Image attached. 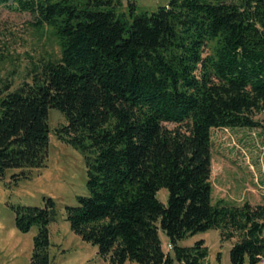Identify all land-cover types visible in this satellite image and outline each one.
I'll list each match as a JSON object with an SVG mask.
<instances>
[{"label":"trees","instance_id":"1","mask_svg":"<svg viewBox=\"0 0 264 264\" xmlns=\"http://www.w3.org/2000/svg\"><path fill=\"white\" fill-rule=\"evenodd\" d=\"M12 2V3H11ZM51 28L61 57L32 84L0 86V179L46 167L50 109L61 141L82 152L89 196L66 208L72 232L109 264H206L204 240L236 239L231 264L264 260V204L213 202L219 134L257 129L264 111V0H0ZM214 44L213 53L205 54ZM165 124L175 125L170 129ZM166 189L167 204L158 193ZM21 233L37 227L30 264H51L56 203L11 206ZM172 253L165 252L160 232Z\"/></svg>","mask_w":264,"mask_h":264},{"label":"rangeland","instance_id":"2","mask_svg":"<svg viewBox=\"0 0 264 264\" xmlns=\"http://www.w3.org/2000/svg\"><path fill=\"white\" fill-rule=\"evenodd\" d=\"M121 1L123 5L120 11L126 12L130 0ZM132 1L137 3L139 13H152L169 2ZM32 22L31 14L0 6V86L10 83L11 91L25 83L32 84L47 62L61 57L60 45L54 31L48 27L36 29ZM214 46L211 44L205 54L213 53ZM256 120L261 123V128L236 129L219 134L212 155L214 204L219 200L233 205H242L245 202L252 205L264 204V111L257 114ZM66 124L67 120L59 110L50 109L49 157L46 167L29 170L31 178L18 183L13 181V175L20 170H8L5 177L0 179V245L1 240L8 235L9 226L14 224L15 214L11 206L43 207L45 198H52L56 203L57 220L52 224V235L61 241L72 236L79 239L70 229L66 208L77 206L78 197L89 196L87 163L82 152L57 136V129ZM165 126L175 128L172 124ZM168 197L166 189L158 193V198L164 204H167ZM32 231H37V227ZM160 236L163 249L168 252V237L162 231ZM53 239L56 240L55 237ZM200 240H206L209 249L206 264H231L230 250L236 239L224 242L218 230H210L189 237L181 241L180 245L190 247ZM83 243L85 242L81 241ZM74 245L77 247L76 241ZM0 264H8V253L2 250Z\"/></svg>","mask_w":264,"mask_h":264},{"label":"crops","instance_id":"3","mask_svg":"<svg viewBox=\"0 0 264 264\" xmlns=\"http://www.w3.org/2000/svg\"><path fill=\"white\" fill-rule=\"evenodd\" d=\"M36 234L37 231L32 230L28 233H21L16 228L14 219V224L8 228L6 239L1 240L0 245V250L8 253V264H21L23 261L25 264H30ZM80 240V237L78 239L73 236L68 239H63V241L59 240L57 236L52 235L51 224V264H109L108 261L100 257L97 247L86 242L87 245H83L85 243L81 244L82 240ZM74 241L77 242V247H75Z\"/></svg>","mask_w":264,"mask_h":264},{"label":"built area","instance_id":"4","mask_svg":"<svg viewBox=\"0 0 264 264\" xmlns=\"http://www.w3.org/2000/svg\"><path fill=\"white\" fill-rule=\"evenodd\" d=\"M172 250V246L168 245V251ZM261 264H264V260L261 261Z\"/></svg>","mask_w":264,"mask_h":264}]
</instances>
